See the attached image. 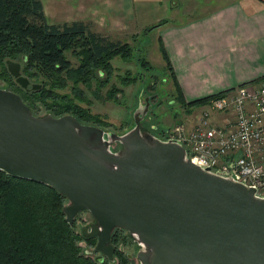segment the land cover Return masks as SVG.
<instances>
[{
    "label": "water",
    "instance_id": "obj_1",
    "mask_svg": "<svg viewBox=\"0 0 264 264\" xmlns=\"http://www.w3.org/2000/svg\"><path fill=\"white\" fill-rule=\"evenodd\" d=\"M5 66L20 87L41 86L28 87L20 61ZM149 106L145 97L133 124L116 132L71 113L35 114L0 86V169L54 187L69 224L87 210L93 221L81 234L96 237L110 261L120 228L137 244L138 264H264V196L141 127Z\"/></svg>",
    "mask_w": 264,
    "mask_h": 264
},
{
    "label": "trees",
    "instance_id": "obj_2",
    "mask_svg": "<svg viewBox=\"0 0 264 264\" xmlns=\"http://www.w3.org/2000/svg\"><path fill=\"white\" fill-rule=\"evenodd\" d=\"M167 20L163 18L145 26L143 33ZM133 50L128 41L109 39L84 20L48 22L41 0H0V79L9 89L18 92L29 107L38 100L53 115L71 113L84 123L109 125L103 115L81 105L88 102V97L80 83L90 88L94 81L93 90L97 95L114 76L121 86L128 85L134 76L129 69L114 73L112 61L116 56L132 61ZM160 51L172 83V103L176 101L186 110L225 92L184 102L162 44ZM66 52L76 57V64ZM18 57L22 60L21 71L30 80L41 83L38 89L20 87L7 71L5 60ZM139 62L150 66L144 56ZM66 87L68 93L58 91ZM118 89L111 83L105 96H114ZM66 200L48 184L0 169V264H128L129 254L118 245L131 241L120 228H114L110 237L114 246L113 261L100 254L91 257L82 253L79 241L93 245L95 238L83 237L76 231L75 221L69 224L65 220L62 207Z\"/></svg>",
    "mask_w": 264,
    "mask_h": 264
},
{
    "label": "crops",
    "instance_id": "obj_3",
    "mask_svg": "<svg viewBox=\"0 0 264 264\" xmlns=\"http://www.w3.org/2000/svg\"><path fill=\"white\" fill-rule=\"evenodd\" d=\"M194 1L184 9L173 0H41L52 23L103 15L106 30H117L112 25L126 16L142 25L168 19L148 32L156 33L159 50L164 46L184 102L264 78V0H225L204 10Z\"/></svg>",
    "mask_w": 264,
    "mask_h": 264
},
{
    "label": "rangeland",
    "instance_id": "obj_4",
    "mask_svg": "<svg viewBox=\"0 0 264 264\" xmlns=\"http://www.w3.org/2000/svg\"><path fill=\"white\" fill-rule=\"evenodd\" d=\"M200 1H202V5H204L203 7H200V10H204L216 4L222 3L225 0ZM194 3V0H173V7L183 6V8L186 9L187 6L194 5ZM47 6V12L50 15L49 19L55 17L51 2ZM144 17L145 16H140L139 18L142 23H145ZM66 18L70 20L68 16ZM136 18L137 17L132 18L129 16L124 17V19L121 18L116 24L112 25V27L117 30H106L104 23H102L104 21L103 15L96 18L92 17L91 19H84L85 22L90 23L93 30L107 36L109 39L128 41L131 44L134 49L132 61H123L116 56L112 62L115 67L114 73H124L126 69H129L131 72L130 74L134 76V79H132L128 85L123 87L114 76L110 78V81L106 83L105 86L99 89L100 91L98 92V95L97 93H94L95 91L93 90V87L96 85L94 81H92L90 88L80 83V86L86 92L88 97V102L81 103V105L88 106L92 112L103 115V117L110 123L109 125L104 126V128L121 132L133 124V111L143 104L145 102V97H147L150 101V106L140 125L143 128L149 129L152 133H157V129L163 128L166 125H171L179 119L190 116L194 111L191 109L185 110L184 108L186 107L181 106L176 101V103L171 102L173 101L171 98L173 97V90L171 88L172 83L170 81L167 82L166 79V76L169 78V72L167 73V69L165 70V61L162 57L161 51L159 50L158 37L154 30L143 33L144 27L149 23L147 22L145 25L138 24ZM153 21L150 22V24L156 23L158 20ZM66 54L73 64L77 63L75 56L69 52H66ZM141 56H144L148 60L150 64L149 67L148 65H140L139 59ZM16 59L20 61L22 66V60L20 57ZM21 73L24 74L22 71ZM31 82L40 83L29 79L28 87H30ZM110 82L119 88L116 94L112 97L109 94V96H105V94H107L106 90L111 84ZM0 86L8 88L9 85H7L4 80L0 79ZM58 91L61 93H68L69 88L66 87L64 90L62 89ZM30 108L33 113L39 115L49 112L48 108L38 100H36ZM152 124L157 125V129L154 128V125ZM117 146L118 145L115 144V147ZM66 202L67 200L65 201V204ZM73 221L76 223V231L81 233V226L89 225L93 221V218L87 210H82ZM123 231L124 234H126V231ZM94 238L95 240L93 245H88L84 240L79 241V245L82 247V253L91 257H95L97 254H100L94 249L96 237ZM129 240L131 242L126 245L119 243L118 248L123 252L130 254L128 264H138V260L135 258L137 244L130 238Z\"/></svg>",
    "mask_w": 264,
    "mask_h": 264
},
{
    "label": "built area",
    "instance_id": "obj_5",
    "mask_svg": "<svg viewBox=\"0 0 264 264\" xmlns=\"http://www.w3.org/2000/svg\"><path fill=\"white\" fill-rule=\"evenodd\" d=\"M190 116L154 133L181 143L189 159L264 196V79L239 84L191 106Z\"/></svg>",
    "mask_w": 264,
    "mask_h": 264
}]
</instances>
